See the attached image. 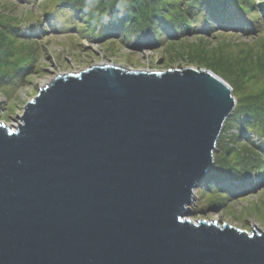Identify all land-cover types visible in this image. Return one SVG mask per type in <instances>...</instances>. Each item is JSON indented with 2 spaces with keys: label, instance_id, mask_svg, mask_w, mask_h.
Instances as JSON below:
<instances>
[{
  "label": "water",
  "instance_id": "95a60500",
  "mask_svg": "<svg viewBox=\"0 0 264 264\" xmlns=\"http://www.w3.org/2000/svg\"><path fill=\"white\" fill-rule=\"evenodd\" d=\"M213 72L94 64L0 123V264H264V232L187 218L235 106Z\"/></svg>",
  "mask_w": 264,
  "mask_h": 264
},
{
  "label": "rangeland",
  "instance_id": "374dc122",
  "mask_svg": "<svg viewBox=\"0 0 264 264\" xmlns=\"http://www.w3.org/2000/svg\"><path fill=\"white\" fill-rule=\"evenodd\" d=\"M129 3L0 0V123L14 129L23 105L57 74L104 63L207 69L231 88V119L258 100L264 112V0H147L144 17L125 14L131 29L146 25L140 35L120 17ZM230 116L187 218L264 232V116L247 115L254 124Z\"/></svg>",
  "mask_w": 264,
  "mask_h": 264
},
{
  "label": "trees",
  "instance_id": "16d2710c",
  "mask_svg": "<svg viewBox=\"0 0 264 264\" xmlns=\"http://www.w3.org/2000/svg\"><path fill=\"white\" fill-rule=\"evenodd\" d=\"M147 0H130V3L129 4H126V7H128V6H132V8H131V10H127V11H125L123 14H124V16L122 17V16H120L121 18H123V22L129 27V28H127L128 29V31L130 32H132L133 34H135V35H140V34H144V33H141V31H142V29L144 30V31H146V25L144 26H142L140 29H136V28H133V29H131V26H132V24H133V22H130V20H131V16L129 17L128 15H125V14H128V13H133V12H135V11H139L140 10V15L142 16V17H144V11L143 10H147V8H145V7H147V5L148 4H145V6H144V3L146 2ZM207 1V0H206ZM213 1H216V0H209V2H212L213 3ZM133 3H141L142 4V8H141V6H139L138 4H136V7H134V5H132ZM140 4V5H141ZM125 7V8H126ZM128 17V18H127ZM139 23V22H138ZM149 24V23H148ZM148 27V26H147ZM127 33V32H126ZM256 102V104H258L257 105V108L256 107H252V106H248V109H244V111L243 112H241L243 115H246V116H241L242 114H240V112H238V115H240L241 117H239L238 118V120L236 119V121L235 120H233V119H231V118H233V115H235L237 112H235V109H234V111H233V113H231V116H230V119L233 121L232 123L234 124L235 122L237 123L238 122V124H240L241 123V121L242 120H245L248 124L250 123V118L247 116V115H251V114H256V115H262V116H264V112H259V111H257L258 109H259V104H262V101H259L258 100V102L257 101H255ZM251 105H253V104H251ZM255 106V105H254ZM235 118V117H234ZM244 121V122H245ZM263 121V120H262ZM250 124H254V123H250ZM246 126H247V124H246ZM255 126H257V125H255ZM254 126V127H255ZM262 131V130H261Z\"/></svg>",
  "mask_w": 264,
  "mask_h": 264
},
{
  "label": "bare ground",
  "instance_id": "6f19581e",
  "mask_svg": "<svg viewBox=\"0 0 264 264\" xmlns=\"http://www.w3.org/2000/svg\"><path fill=\"white\" fill-rule=\"evenodd\" d=\"M45 84H46V82H45V83H43V84L41 85V87H42L43 85H45ZM230 115H231V113H230ZM230 115H229V116H230Z\"/></svg>",
  "mask_w": 264,
  "mask_h": 264
}]
</instances>
